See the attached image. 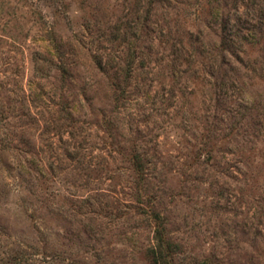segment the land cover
<instances>
[{"label":"rangeland","instance_id":"374dc122","mask_svg":"<svg viewBox=\"0 0 264 264\" xmlns=\"http://www.w3.org/2000/svg\"><path fill=\"white\" fill-rule=\"evenodd\" d=\"M0 264H264V0H0Z\"/></svg>","mask_w":264,"mask_h":264}]
</instances>
